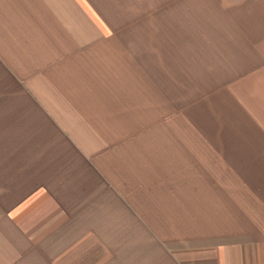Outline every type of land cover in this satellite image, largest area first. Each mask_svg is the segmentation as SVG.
<instances>
[{
	"label": "crops",
	"instance_id": "0c3cea01",
	"mask_svg": "<svg viewBox=\"0 0 264 264\" xmlns=\"http://www.w3.org/2000/svg\"><path fill=\"white\" fill-rule=\"evenodd\" d=\"M0 264H264V0H0Z\"/></svg>",
	"mask_w": 264,
	"mask_h": 264
}]
</instances>
